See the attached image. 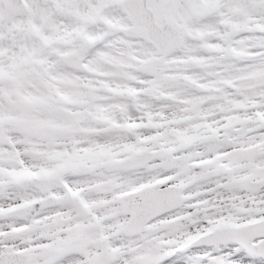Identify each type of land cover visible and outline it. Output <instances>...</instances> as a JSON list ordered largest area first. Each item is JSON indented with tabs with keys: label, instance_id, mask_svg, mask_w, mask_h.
I'll return each mask as SVG.
<instances>
[{
	"label": "snow or ice",
	"instance_id": "1",
	"mask_svg": "<svg viewBox=\"0 0 264 264\" xmlns=\"http://www.w3.org/2000/svg\"><path fill=\"white\" fill-rule=\"evenodd\" d=\"M0 264H264V0H0Z\"/></svg>",
	"mask_w": 264,
	"mask_h": 264
}]
</instances>
